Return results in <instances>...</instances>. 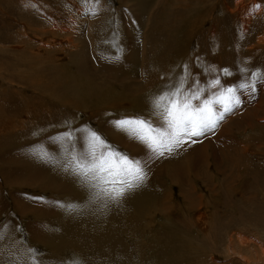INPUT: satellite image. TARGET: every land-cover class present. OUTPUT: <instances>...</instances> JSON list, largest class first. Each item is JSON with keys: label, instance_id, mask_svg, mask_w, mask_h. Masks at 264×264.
<instances>
[{"label": "rangeland", "instance_id": "rangeland-1", "mask_svg": "<svg viewBox=\"0 0 264 264\" xmlns=\"http://www.w3.org/2000/svg\"><path fill=\"white\" fill-rule=\"evenodd\" d=\"M42 1L43 13L0 3L12 27L0 36L15 39L0 44V102L14 94L11 108L0 107V264H28L25 239L38 264H264V88L252 99L244 94L214 135L150 162L145 184L107 207L87 204L91 189L65 171L78 146L58 135L88 126L147 158L143 144L134 152L139 142L109 122L144 115L159 123L150 98L185 63L188 85L198 78L206 89L213 66L230 68L222 83L237 88L264 70V0H245L261 9L249 23L234 0H102L103 24L93 34L91 3ZM29 10L31 26L17 29ZM42 28L53 38L26 37ZM37 166L44 186L30 187L24 179L30 171L40 181Z\"/></svg>", "mask_w": 264, "mask_h": 264}, {"label": "snow or ice", "instance_id": "snow-or-ice-1", "mask_svg": "<svg viewBox=\"0 0 264 264\" xmlns=\"http://www.w3.org/2000/svg\"><path fill=\"white\" fill-rule=\"evenodd\" d=\"M101 2L83 0V3L93 5L85 15L97 16ZM254 7L258 10L260 5ZM182 68L175 80L170 79L150 98V115L157 116L159 123L144 115L125 116L109 122L116 131L143 144L147 158L124 152L99 130L88 126L66 127L64 133L58 134L72 138L73 145L78 146L71 156L74 166L65 171L91 189L87 204L99 203L107 207L109 203H119L126 194L145 184L150 162L172 155L186 145L201 142L200 138L209 134L214 135L225 119L243 106L244 94L255 98L260 88H264V70L260 68L254 69L250 77L243 78L237 88L222 83V77L226 80L232 75L230 68L213 66L215 75L208 81L207 89L201 86L198 78H193L189 86L192 75L189 63ZM203 71L208 74L207 66ZM17 230L23 231L20 226ZM21 243L25 244V254H30L28 264H38L35 258L39 255L38 250L27 246L26 239Z\"/></svg>", "mask_w": 264, "mask_h": 264}, {"label": "bare ground", "instance_id": "bare-ground-1", "mask_svg": "<svg viewBox=\"0 0 264 264\" xmlns=\"http://www.w3.org/2000/svg\"><path fill=\"white\" fill-rule=\"evenodd\" d=\"M4 1V5H10V6H13L14 7V5H19V7L21 8L20 10H25V9H27L28 7H29V5H31V4H33L34 5V7H36V9L35 10H38V11H41L42 13H43V11H42V5H41V3L43 2L42 0H3ZM236 1V4L237 5H242V13H243V15L244 16H242L243 17V21H245V23H249V21L250 20H252V17H253V15L254 14H259L260 13V11H261V9H256L255 7H254V5H251V7H246V6H244L243 4H244V2H245V0H234V2ZM258 1H260V0H258ZM257 1V2H258ZM2 2V0H0V3ZM40 2V3H39ZM254 3V2H253ZM256 3V2H255ZM235 4V3H234ZM257 4V3H256ZM49 5V7L50 8H52V6L50 5V4H48ZM6 7V6H5ZM5 7H3V10H6V8ZM1 5H0V11H1ZM73 9V8H72ZM106 9V4H101L100 5V11H99V13H98V15L97 16H95V17H93L92 15V19H94V18H98L99 20H93V21H91V23H90V25H89V28H90V31H91V33L93 34V33H95V30H96V28L99 26V24L101 25V23L103 24V18L104 17H101L100 18V16H102L103 15V12H104V10ZM239 9H241V7L239 8ZM9 13V12H8ZM21 13V12H20ZM6 14V16H8V14L7 13H5ZM31 14H33V12L32 11H28V12H26V15L25 16H23V19L22 20H19V21H14V24H15V22H16V24H17V29H19V28H23V29H29V27L31 26ZM234 14V13H233ZM238 14V13H237ZM21 16V18H22V15H20ZM19 16V17H20ZM105 16V15H104ZM9 17V16H8ZM15 17V16H14ZM14 17H12V18H14ZM12 18H11V20H12ZM20 18V19H21ZM7 17H5V15L2 13V14H0V33L2 34V33H4V32H8L9 30H10V28H12V27H10V24H11V21H7ZM10 19V18H9ZM25 19H27L26 21H27V25H29L28 27H26L25 26ZM53 20L55 21V22H57V20H55L54 18H53ZM89 21V20H88ZM12 25H13V23H12ZM11 25V26H12ZM14 26V25H13ZM68 26H76V24H75V21H69L68 22ZM6 27V29H8L9 27V30L7 31L6 29H4ZM238 27V26H237ZM54 29H56V27H53ZM59 31H60V29H58ZM15 31H13V33L12 34H14V36H15V33H14ZM239 33H240V31H238ZM243 32V31H242ZM48 31H47V29H45V28H42L41 30H39V31H32V32H28L27 33V38H29V39H35V43L37 42V41H39V42H43V41H47V40H49V38L51 39V38H53L51 35H49L48 36ZM244 34V33H243ZM241 38V37H240ZM10 40H15L14 38H8V39H5V38H2L1 36H0V44L1 43H6V42H8V41H10ZM37 40V41H36ZM148 40V39H147ZM261 40V39H260ZM148 42V41H147ZM146 42V43H147ZM150 44V43H149ZM261 44H262V42H261ZM96 45V44H95ZM264 45V44H263ZM1 46H3V45H1ZM148 46V45H147ZM146 46V47H147ZM93 47H94V45H93ZM149 47V46H148ZM99 49V48H98ZM102 49V48H101ZM131 49V48H130ZM129 49V50H130ZM92 50V49H91ZM145 50V49H144ZM147 50V49H146ZM149 50V49H148ZM94 51H95V47H94ZM99 51V50H98ZM97 51V53H99ZM258 51V50H257ZM146 53H148L147 51H145ZM93 53V52H92ZM99 55H100V53L97 55V58H99ZM146 56V55H145ZM101 57V56H100ZM101 59H106V57L105 56H102V58ZM111 59V58H110ZM128 58H126V60H127ZM128 60H130V59H128ZM127 60V61H128ZM131 61V60H130ZM126 62V61H125ZM132 62V61H131ZM82 63V62H81ZM84 64H86V63H84ZM117 64V63H116ZM121 64V63H120ZM88 65V64H87ZM86 65V66H87ZM127 65V63H125V66ZM82 66H84V65H82ZM145 66V65H144ZM124 67V66H123ZM91 68H92V66H91ZM122 68V67H121ZM144 68V67H143ZM144 71V70H143ZM146 72V71H145ZM146 74H148V73H146ZM120 75V74H119ZM121 77V76H120ZM125 77V76H124ZM118 78V77H117ZM116 78V79H117ZM122 79V78H121ZM126 79V78H125ZM151 79V78H150ZM149 79V80H150ZM92 80V79H91ZM119 80H120V78H119ZM9 85V84H8ZM238 87H239V85H238ZM0 90H3V88H0ZM263 91V90H262ZM3 92V91H2ZM260 98H263L264 99V97L261 95V97ZM13 99H14V94H12V96L11 97H9L8 99H5L4 101H2V102H0V107H2L1 105H3V106H7V107H12V103H13ZM252 99V98H251ZM14 104H15V102H14ZM244 104V103H243ZM6 107V108H7ZM3 108V107H2ZM259 109H261V103L259 102L258 103V107L256 108V109H253V111H252V115H253V113H256L257 114V112L259 111ZM262 110V109H261ZM242 112V111H241ZM246 113V112H245ZM249 113V114H250ZM246 116L248 115V114H245ZM249 116V115H248ZM254 116V115H253ZM250 117H251V115H250ZM257 117V116H256ZM249 118V117H248ZM258 118V117H257ZM257 118H255V119H257ZM259 119V118H258ZM233 121V120H232ZM231 121V122H232ZM257 121V120H256ZM241 123V122H240ZM131 148L134 150V152H137V150L140 148V143L139 144H136V146H132L131 145ZM43 149V148H42ZM25 150V149H24ZM35 151H37V150H35ZM35 151H33V150H31L29 147H26V153H30V152H35ZM185 152V151H184ZM196 152H194V154H195ZM183 154V153H182ZM196 156L197 155H195L194 157L196 158ZM180 157H182V156H180ZM194 157H191V160L192 161H194ZM200 159V158H199ZM204 159V158H203ZM190 160V161H191ZM197 160V159H196ZM19 161V160H18ZM22 161V160H21ZM20 161V162H21ZM191 161V162H192ZM19 162V163H20ZM197 162V161H196ZM194 164V163H193ZM178 165V164H177ZM177 165H172V169H171V171L174 173V174H176V175H178V173H179V168L177 167ZM229 165H230V163H229ZM189 166V165H188ZM36 168V167H35ZM186 168V167H185ZM19 169V168H18ZM155 169H157V168H155ZM155 169H153V171L155 170ZM192 169V168H191ZM21 170V169H20ZM19 170V171H20ZM31 170V169H30ZM186 170V169H185ZM188 170V169H187ZM22 171H24V170H22ZM26 171V170H25ZM28 171V170H27ZM26 171V172H27ZM34 171H37L39 174H40V177H41V180L40 181H34V178H36V176H35V174L34 175H32V174H30L31 172L30 171H28V178H26V179H24V180H29V185H30V187H33V186H35L36 185V183L38 184V185H41V186H44V180H45V174H43L42 173V170L40 169V168H38V166H37V168L36 169H34ZM157 171H159L158 169H157ZM201 171V170H200ZM11 171H9V173H10ZM32 172H33V170H32ZM27 174V173H26ZM158 174V173H157ZM160 174V173H159ZM13 175V174H12ZM33 178V179H32ZM21 183H23V182H21ZM21 183H19L18 185H21ZM26 184V183H25ZM28 185V184H27ZM25 186V185H24ZM19 187V186H18ZM21 187V186H20ZM14 198H16V197H14ZM19 198V197H18ZM25 199V198H24ZM25 203V202H24ZM30 204V203H29ZM26 205V204H25ZM31 205V204H30ZM30 207V206H29ZM26 208V207H25ZM24 208V209H25ZM17 209H19L18 207H17ZM21 209V208H20ZM31 209V208H30ZM35 208L33 207L32 208V211L34 210ZM22 210V209H21ZM23 212V211H22ZM49 212V211H48ZM34 213V212H33ZM50 213V212H49ZM50 215V214H49ZM53 215V214H52ZM202 217V216H201ZM198 220H199V218H198ZM202 222V221H201ZM245 225V224H244ZM105 226V225H104ZM115 228V227H114ZM205 228V227H204ZM243 231H241V232H243L244 234H245V230L246 229H242ZM103 232V231H102ZM239 232V231H238ZM41 236V235H40ZM259 236V235H258ZM46 238V237H45ZM228 238V237H227ZM240 238V237H239ZM238 239V238H237ZM240 242V241H239ZM229 244V243H228ZM263 244V243H262ZM240 245V244H239ZM248 245V244H247ZM231 247V246H230ZM251 248V247H250ZM259 248L261 249V252L263 253V255H264V247L261 245V246H259ZM258 248V249H259ZM227 249V248H226ZM242 250V249H241ZM230 254H232V255H234L233 253H230ZM237 258H238V256H237ZM248 258V257H247ZM239 259H240V257H239ZM240 263L241 264H248V260H246V259H244V258H242V260H240ZM258 264V263H257Z\"/></svg>", "mask_w": 264, "mask_h": 264}]
</instances>
